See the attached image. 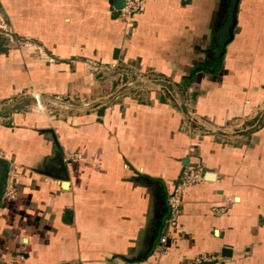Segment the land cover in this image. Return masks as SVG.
Returning a JSON list of instances; mask_svg holds the SVG:
<instances>
[{
    "label": "crops",
    "instance_id": "obj_1",
    "mask_svg": "<svg viewBox=\"0 0 264 264\" xmlns=\"http://www.w3.org/2000/svg\"><path fill=\"white\" fill-rule=\"evenodd\" d=\"M232 2L145 0L130 25L115 0H0V264H264V0L235 27Z\"/></svg>",
    "mask_w": 264,
    "mask_h": 264
},
{
    "label": "built area",
    "instance_id": "obj_2",
    "mask_svg": "<svg viewBox=\"0 0 264 264\" xmlns=\"http://www.w3.org/2000/svg\"><path fill=\"white\" fill-rule=\"evenodd\" d=\"M122 3L120 10L121 17L125 21L132 25L135 17L142 14L144 11L145 0H118ZM128 76H131L128 74ZM32 99L34 100V105L39 113L44 114L47 110L46 104L43 102L42 96L39 94H32ZM69 162L73 159L69 158ZM23 178V173L21 169L16 164H11L8 167L5 181L4 196L6 198H12L17 196L20 187L21 180ZM203 181V174L201 167L189 168L177 184L168 192V206H169V216L166 220L165 229L160 237V240L156 246V252L161 255H167L169 248L167 246L170 236L176 231L179 225V219L184 206V199L186 193L189 189ZM29 258L24 254L15 255L12 258L11 264H28ZM215 261L214 258L209 256H200L196 258L193 264H210Z\"/></svg>",
    "mask_w": 264,
    "mask_h": 264
},
{
    "label": "rangeland",
    "instance_id": "obj_3",
    "mask_svg": "<svg viewBox=\"0 0 264 264\" xmlns=\"http://www.w3.org/2000/svg\"><path fill=\"white\" fill-rule=\"evenodd\" d=\"M105 70L106 71H109L110 72V70H111V73L112 74H116V75H118L119 76V78H120V80H121V84L122 85H126V84H130V85H132V84H137V81L139 80V79H141L140 77V75L139 76H137V75H133L132 73H129V72H126L124 69H123V67L122 66H116V68H114V69H111V66L110 67H107V68H105ZM131 75L129 78L127 77V75ZM126 79H127V81H126ZM128 81H130V83L128 82ZM36 94H38V93H36ZM40 95V94H39ZM30 95H27V97H29ZM41 96V95H40ZM24 98H26V96L24 97ZM31 98H32V95H31ZM33 100V99H32ZM34 101V100H33ZM34 103V102H33ZM46 108H47V106H45ZM34 108H35V111H36V113L37 114H42V113H39L38 112V110L36 109V107H35V105H34ZM25 110H27V109H25ZM48 110V109H47ZM46 110V111H47ZM46 113V112H45ZM17 165V164H16Z\"/></svg>",
    "mask_w": 264,
    "mask_h": 264
},
{
    "label": "water",
    "instance_id": "obj_4",
    "mask_svg": "<svg viewBox=\"0 0 264 264\" xmlns=\"http://www.w3.org/2000/svg\"><path fill=\"white\" fill-rule=\"evenodd\" d=\"M239 1L240 0H235V6H234V11L236 12L237 11V9H238V4H239ZM115 2H116V5L117 6H119L120 5V7H122V3L121 2H119L118 0H115ZM237 20V19H236ZM236 20L234 21V27H235V22H236ZM254 122L256 123V122H258V120L256 119V120H254ZM260 124H261V122H258V125H257V127L258 126H260ZM252 125V124H251ZM256 129V128H255ZM238 134H242V135H245V134H247L246 133V131H238ZM209 176H211V175H209ZM223 254L225 255V256H231V252H229V251H226V250H224L223 251Z\"/></svg>",
    "mask_w": 264,
    "mask_h": 264
},
{
    "label": "trees",
    "instance_id": "obj_5",
    "mask_svg": "<svg viewBox=\"0 0 264 264\" xmlns=\"http://www.w3.org/2000/svg\"><path fill=\"white\" fill-rule=\"evenodd\" d=\"M234 2H232V4H231V9H230V12H229V21H231V22H233L234 23V21L237 19V12H238V9H237V11L235 12L234 11ZM224 47V45H221V47L220 48H223ZM220 61H222V59L220 58ZM199 70H197V69H195V71L193 72V74H192V76L191 77H193L195 74H196V72H198ZM219 70H217L215 73H217Z\"/></svg>",
    "mask_w": 264,
    "mask_h": 264
},
{
    "label": "bare ground",
    "instance_id": "obj_6",
    "mask_svg": "<svg viewBox=\"0 0 264 264\" xmlns=\"http://www.w3.org/2000/svg\"><path fill=\"white\" fill-rule=\"evenodd\" d=\"M192 261V260H191Z\"/></svg>",
    "mask_w": 264,
    "mask_h": 264
}]
</instances>
